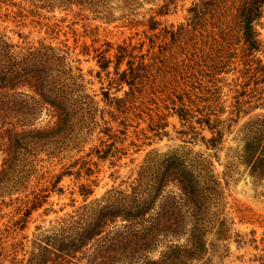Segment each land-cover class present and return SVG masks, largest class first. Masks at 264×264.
Wrapping results in <instances>:
<instances>
[{
    "label": "rangeland",
    "instance_id": "1",
    "mask_svg": "<svg viewBox=\"0 0 264 264\" xmlns=\"http://www.w3.org/2000/svg\"><path fill=\"white\" fill-rule=\"evenodd\" d=\"M236 4L0 0V68L12 85L0 88V264H34L42 257L55 259L50 252L59 256L73 251L82 207L97 210L111 191L144 189L160 177L161 165L172 156L193 166L194 175L204 176L203 167H208L219 182V199L210 214L224 219L228 237L216 240L215 231L207 235L216 252L206 264H260L256 257L263 255L264 179L255 180L242 154L250 139L248 128L264 120V106L240 113L233 123L226 121L233 118L230 111L240 90L235 84L243 81V67L236 63L216 76L221 80L216 83L220 94L215 109H223L220 119L226 121L216 148L206 143L211 137L207 128L193 123L194 133L187 132L168 100L173 85L195 63L203 72L193 74L194 84L210 87L205 67L215 56L210 44L212 38L220 40L221 28L211 15L233 14ZM195 6L199 17L191 22ZM261 11L254 28L261 41L257 56L264 65V6ZM170 31L180 33L173 39L166 33ZM154 54L160 70L143 74L131 91L122 76L127 62L133 57L150 63ZM58 109L63 111L59 122L54 113ZM16 137L18 151L3 174L4 149ZM82 186L90 191L86 198ZM163 189L162 195L176 192L172 183ZM121 224L125 222L118 219ZM95 241L64 264H89ZM184 241L168 239L148 255L156 260L166 244Z\"/></svg>",
    "mask_w": 264,
    "mask_h": 264
},
{
    "label": "trees",
    "instance_id": "2",
    "mask_svg": "<svg viewBox=\"0 0 264 264\" xmlns=\"http://www.w3.org/2000/svg\"><path fill=\"white\" fill-rule=\"evenodd\" d=\"M92 1L75 0L77 4ZM235 1L237 4L233 5V8L235 7L233 14L219 15V18L218 15H211V19L218 22L221 28L220 40L212 38L210 44L215 56L208 59L210 63L204 66L206 72H209L204 76L208 78L207 83L211 84L210 87L205 89L201 85L194 84L197 78L193 74L203 72L197 70L199 66L195 63L193 66H187L191 71L190 74L183 77L182 82L177 81L168 96L172 114L187 128V132L194 133L193 123L207 128L211 137L206 143L213 148H216L222 140L226 121L233 123L239 118L240 113L246 114L250 108L264 106V65L257 56L261 51V41L254 28V22L261 16L264 0ZM191 12L194 16L190 19L191 22L194 19L198 20L197 6L192 8ZM200 16H203V13ZM226 17L228 21L224 22ZM182 28L180 30H183ZM235 29L236 34H234ZM166 33L174 39L180 31ZM155 55L150 58V63H144L142 58L136 62L133 57L127 62L128 68L122 72V76L127 78L131 91L134 90L136 81L145 77L143 74L148 75L153 69L160 70ZM121 56L126 57L124 54ZM236 63L243 67L239 71L243 81L235 84L240 90L235 91V101L230 111L233 118L225 121L220 119L223 109H215L220 94V88L216 83L221 80L216 76L228 73V68ZM184 73H187V70ZM10 82L6 72L0 68V88L11 87ZM252 102L255 103L254 106L249 105ZM54 113L58 122L61 121L63 111L58 109ZM230 123L227 128L231 126ZM248 133L250 139L244 145L242 159L250 167L255 180L260 181L264 179V120L252 124L248 128ZM19 142V138L16 137L11 144L6 145L4 149L6 158L3 162L6 168L2 171L3 174L8 172L9 165L14 161ZM203 168L204 176L194 175L193 166L184 165L176 156L168 157L161 165L160 177L152 178L153 182L147 183L144 189L138 186V188L132 187L129 193L111 191L104 204L97 210L89 211L90 207H82L76 221L79 226L72 241L73 251H62L59 256L50 252L55 259L46 260L42 257L34 264H47V262L64 264L68 261L67 257L74 256L79 248L95 237L96 252L89 264H130L138 261L142 264H190L193 260H204L203 264H206L210 256L216 252V246L212 242L207 244V235L215 231L216 240L227 238L228 227L224 219L219 220L217 217L214 219L213 213L210 214L212 204L219 199V182L208 174L210 173L208 167ZM168 183L174 185L176 192L162 195L163 188ZM81 188V195L86 198L90 191L84 190L83 186ZM157 198L160 199V203L157 207H153ZM118 219L125 224L118 226ZM106 228L111 229L105 237H101ZM179 237H184L183 244H166L158 259L149 257L148 254L158 244ZM261 241L263 255L256 257V260L264 264V238ZM56 259H61V262L57 263Z\"/></svg>",
    "mask_w": 264,
    "mask_h": 264
}]
</instances>
